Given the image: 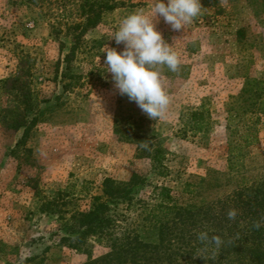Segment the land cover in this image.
<instances>
[{
    "label": "rangeland",
    "instance_id": "obj_1",
    "mask_svg": "<svg viewBox=\"0 0 264 264\" xmlns=\"http://www.w3.org/2000/svg\"><path fill=\"white\" fill-rule=\"evenodd\" d=\"M82 1L0 0V264H80L105 253L94 238L78 248L62 240L105 178L144 181L128 211L117 207L135 220L155 203V186L179 205L201 204L264 175V0H200L201 14L180 30L154 18L180 58L177 72L159 68L170 103L155 120L119 94L104 66L105 48L124 47L111 38L121 20L150 14L153 0H115L74 41ZM19 67V84L4 83ZM195 109L209 113L203 132L184 127ZM22 122L29 130L17 142ZM234 146L237 171L227 167Z\"/></svg>",
    "mask_w": 264,
    "mask_h": 264
},
{
    "label": "trees",
    "instance_id": "obj_2",
    "mask_svg": "<svg viewBox=\"0 0 264 264\" xmlns=\"http://www.w3.org/2000/svg\"><path fill=\"white\" fill-rule=\"evenodd\" d=\"M116 5L115 0H83V19L70 27L79 31L72 34L73 40L95 27L102 13ZM74 48L72 45L65 56L67 63L74 56ZM23 75L19 67L4 83L19 84ZM208 115L205 109L192 110L182 117L184 127L195 133L203 132ZM20 127L23 132L17 142L23 141L29 130L25 122L17 125ZM236 149L237 146L230 148L227 157L231 171H237L240 166L241 153ZM159 153V149L154 153V162L160 160ZM143 183L141 179L105 178L102 194L94 197L92 207L71 215L67 235L62 240L71 248H78L94 238L107 248L102 255L80 264H264V175L248 185H239L230 194L201 204L179 205L173 202L168 187L155 186V203L149 208L143 206L144 217L133 220L117 207L122 203L128 211L135 203L133 187ZM230 210L236 211L235 219L228 218ZM256 222H261L262 227L255 228ZM201 231H207L210 236L219 235L223 243L216 247L199 241L197 235Z\"/></svg>",
    "mask_w": 264,
    "mask_h": 264
},
{
    "label": "clouds",
    "instance_id": "obj_3",
    "mask_svg": "<svg viewBox=\"0 0 264 264\" xmlns=\"http://www.w3.org/2000/svg\"><path fill=\"white\" fill-rule=\"evenodd\" d=\"M200 0H153L150 14L143 10L125 16L112 35L123 49L105 48L106 72L111 74L114 86L121 96H127L150 119L162 118L168 109L170 99L163 82L160 67L177 72L180 58L171 45L156 30L154 18L162 17L173 30H180L191 24L201 14ZM228 218L235 219V210L228 212ZM259 229L261 222L253 225ZM201 242L219 247L223 241L219 235L201 231L197 235Z\"/></svg>",
    "mask_w": 264,
    "mask_h": 264
}]
</instances>
